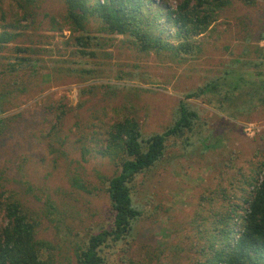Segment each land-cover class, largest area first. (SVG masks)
<instances>
[{"label":"rangeland","instance_id":"374dc122","mask_svg":"<svg viewBox=\"0 0 264 264\" xmlns=\"http://www.w3.org/2000/svg\"><path fill=\"white\" fill-rule=\"evenodd\" d=\"M166 1L175 9L182 0ZM229 1L192 55L143 53L92 22L100 38L92 56L75 46L62 0L39 3L28 20L0 0V34L14 37L0 50V191L37 217L51 264H78V248L112 226L106 187L122 156L105 153L114 126L132 118L146 137L163 133L185 95L208 84L190 100L194 130L170 138L132 185L143 213L133 236L104 256L107 264H201L219 219L233 204L248 207L263 179L264 0Z\"/></svg>","mask_w":264,"mask_h":264},{"label":"trees","instance_id":"16d2710c","mask_svg":"<svg viewBox=\"0 0 264 264\" xmlns=\"http://www.w3.org/2000/svg\"><path fill=\"white\" fill-rule=\"evenodd\" d=\"M25 13L28 20L32 11L46 0H8ZM65 19L70 24L75 46L81 54L90 51L100 38L92 35L88 26L99 24L96 31L108 36L131 39L143 53L171 52L175 56L192 55L201 50L196 43L217 21L220 12L230 5L229 0H182L172 9L166 0H62ZM247 6L256 0H238ZM14 40L8 32L0 34V50ZM264 43V29L259 35ZM258 51L264 65V46ZM87 48V49H86ZM79 49V50H80ZM89 50V51H88ZM28 61L25 59V62ZM210 85L185 95L179 103L177 117L163 133L144 136L137 120L126 118L117 123L109 133L105 153H122L119 172L108 180L106 191L110 199L113 223L109 229L92 234L76 252L78 264H107L104 249L111 243L131 238L142 211L134 205L132 185L137 176L153 168L165 155L170 138L183 139L194 130L199 120L190 100L199 98ZM4 97H0V103ZM0 106V116L2 115ZM263 174L255 185L247 208L231 205L228 214L219 219L222 227L213 235L209 250L204 249L205 262L201 264H264V162L259 167ZM0 264H51L46 252L48 242L36 237L39 220L15 196L0 191ZM6 222V224H5Z\"/></svg>","mask_w":264,"mask_h":264}]
</instances>
